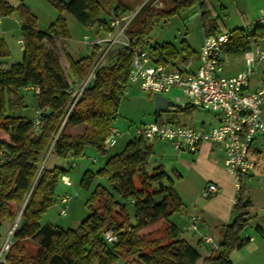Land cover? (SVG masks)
I'll return each instance as SVG.
<instances>
[{
    "label": "trees",
    "instance_id": "trees-1",
    "mask_svg": "<svg viewBox=\"0 0 264 264\" xmlns=\"http://www.w3.org/2000/svg\"><path fill=\"white\" fill-rule=\"evenodd\" d=\"M49 1L59 14L47 28L40 29L36 16L25 4L13 8L6 0H0V16L13 10L18 12L23 44L21 60L0 71V135L1 132L8 135V139L0 138V235L2 226L7 225V229L21 210L13 241L0 264H113L120 257L123 264H231V251L249 240L241 236L250 219L251 206L241 176L233 215L223 228L222 238L215 252L202 255L196 246L179 236V228L170 221L169 217L183 208V202L167 172L160 164L149 161L154 155L153 148L140 137L130 138L122 151L107 154L104 166L97 171L107 173L113 190L131 202L134 223L129 221L125 202L102 187L95 189L87 204L88 214L77 227L63 229L39 222L55 201L58 176L67 170L42 166L46 151L50 149V154L58 157L82 155L85 146H92L101 154L107 152L104 140L113 126L133 57L130 48L118 49L116 57L97 72L68 111L72 95L64 64L71 74L82 78L93 56L74 60L69 54L63 42L68 32L62 12L71 14L85 28L97 24L106 30L113 16H102L99 0ZM154 1L141 6L135 17L142 16L140 25L134 30L129 28L127 34L134 39L135 47L145 44L156 62L177 69L179 52L172 44L144 39L153 20L180 9L191 8L188 13L196 11L193 5L197 0H171L174 5L168 9L153 7L150 3ZM218 31L213 22L205 28L204 35ZM226 31L229 39L221 49L223 53H243L251 48L253 40L264 39V25L256 20L252 28L234 27ZM183 52L186 61L195 54L187 45ZM6 55L0 41V58ZM28 86L39 87L38 92L31 89L37 109H43L36 125L34 116L22 112L25 102L19 89ZM193 107L186 104L166 111L187 112ZM160 114L155 112V119ZM73 127L75 131L71 130ZM92 175L86 170L81 186L87 187ZM107 229L115 231V242L105 240L103 233ZM256 230L264 235L259 225ZM25 239L37 240L34 254L26 251Z\"/></svg>",
    "mask_w": 264,
    "mask_h": 264
},
{
    "label": "built area",
    "instance_id": "built-area-1",
    "mask_svg": "<svg viewBox=\"0 0 264 264\" xmlns=\"http://www.w3.org/2000/svg\"><path fill=\"white\" fill-rule=\"evenodd\" d=\"M142 5L128 13L111 17L108 20L109 30L95 24L83 33L81 42L88 49V55L93 57L90 59L91 62L84 77L74 83L69 82L72 100L68 111L74 106L87 84L95 78L97 72L116 57L118 49L130 48L133 51V57L127 84H124V93L127 92L126 88L130 82H138L142 90L154 94H164L166 91L177 88L189 99L184 104L179 103V107L192 104L218 116V122L207 127L187 122H160L157 118L137 126L133 137H140L146 143L167 140L176 152L184 150L195 152L205 141L219 144L224 151L223 166L234 174L237 196L240 176L249 173L255 165V160L250 156L251 144L260 132H264V119L260 115V104L264 101V83L256 90H245L258 65L264 62V44H254L244 51L242 53L244 69L235 74L226 75L223 72L225 61L221 49L227 43L229 33L219 31L207 34L203 36L198 49V65L195 70L182 71L169 68L156 62L145 44L135 47L134 39L127 34L132 20ZM260 22L261 19L257 18L256 23ZM150 40L149 35L144 39L145 42ZM3 68L4 66L0 64V71ZM27 88L33 89L34 92L39 91L38 86ZM174 100L178 102L179 97ZM42 112L43 109L35 111V125L38 124ZM118 134V130L111 126L104 140L105 147L113 145ZM205 190L206 193L215 194L218 191V185L210 182ZM70 198L69 193H63L60 196L59 202L62 204L60 214H65ZM18 219L19 217L15 218L0 235V262L5 260V254L13 241L12 236ZM198 222L197 215H189L184 230L197 231ZM103 235L108 243L117 240V235L112 229H107ZM203 239L208 242L213 240L210 235L203 236Z\"/></svg>",
    "mask_w": 264,
    "mask_h": 264
},
{
    "label": "rangeland",
    "instance_id": "rangeland-1",
    "mask_svg": "<svg viewBox=\"0 0 264 264\" xmlns=\"http://www.w3.org/2000/svg\"><path fill=\"white\" fill-rule=\"evenodd\" d=\"M149 1L150 0H99L103 17L128 13L137 9L143 2L146 4ZM150 4L159 9H168L174 5L171 0H155ZM36 6L38 15V21L36 22L37 27L47 28L49 22L46 18L51 14V10L55 8H52L50 5L49 7L51 9L49 11L48 8H44L46 7L44 5H39L40 7L38 5ZM193 6H195L196 11L190 12L188 15L184 14L187 9H180L160 16L153 20L149 29V36L153 42L157 44L169 43L178 50L179 55L176 58L175 67L182 71H192L196 69L198 65L197 52L202 43L204 30L213 22L216 23L219 31H226L234 27L252 28L257 18L261 19L262 25H264V0H201V2L197 0ZM54 11L57 17L59 11ZM62 15L64 16L68 32V37L63 39V42L66 44L69 54L74 60L88 55V49L81 42L82 35L87 28L68 12L63 11ZM141 19L142 16L138 19L134 18L130 28L132 30L138 28ZM19 36L20 35L15 33V31L12 33L9 32V34L5 36L4 42L6 41V44H4V47L7 51L5 57L9 62H16L21 59L22 44L19 43ZM186 45L195 51V54L187 61L185 60V53L183 52V47ZM226 58L228 57L226 56ZM90 62L91 60H88V65ZM64 66L69 76V82L74 83L84 77L80 78L71 74L67 64H64ZM126 90L127 92L124 93L119 100L117 112L112 120V125L118 130L119 134L116 137L115 144L108 147L105 154L99 153L92 146H85L83 154L77 156L68 155L66 157H58L54 154H50V149L46 151L41 163L42 166H60L67 170L58 176L54 190L55 201L41 215L39 220L41 224L49 223L63 229L77 227L88 214L87 204L97 187L105 188L113 193L116 199L124 201L129 214V221L130 223H134V213L131 202L128 199L121 198L113 190L107 173L97 172L104 166L107 154L120 152L124 149L128 140L135 135V128L137 126L155 120L153 105L154 93L142 90L138 82H130ZM19 94L23 97L25 102V108L22 112L31 117L37 104L36 96L31 89L28 90L23 88L19 89ZM164 95L171 99L179 97L178 102L180 104H184L189 100L186 96L182 95L181 91L177 88L164 92ZM213 115L214 113L207 109L194 106L187 112L183 110L171 112L162 111L158 120L160 122L183 123L181 119L186 116L188 119L190 118L191 122L199 125L202 120L208 122L209 118H212ZM0 138L8 139V135L1 132ZM152 146L155 147V151L158 154H161L160 160L153 161V164H160L164 169L172 172L171 165L174 163L176 157L172 144L167 140H154ZM71 163L73 164L71 165ZM86 170L91 171L93 175L88 186L84 187L81 186L80 181ZM63 193H69L71 198L66 205L65 214H60L59 210L62 204L59 202V199ZM11 224L12 222H10L9 226ZM6 226L7 225L2 226L3 232L6 230ZM23 245L29 254H34L38 249L37 240L35 239H25L23 240ZM113 264H123V259L120 257L115 260Z\"/></svg>",
    "mask_w": 264,
    "mask_h": 264
},
{
    "label": "crops",
    "instance_id": "crops-1",
    "mask_svg": "<svg viewBox=\"0 0 264 264\" xmlns=\"http://www.w3.org/2000/svg\"><path fill=\"white\" fill-rule=\"evenodd\" d=\"M6 1L13 8H16L21 3L25 4L36 16L37 21L36 5H44L46 7H43L48 8L49 11L51 9L49 6L51 5L55 9L51 10V14L46 18L49 24L56 17L54 10H58L49 0ZM21 27L22 22L16 10H13L9 15L0 16V41L6 44V41L4 42L5 36L9 32L15 31V33L20 35L19 43L22 44ZM254 44L262 45L264 44V39L253 40L252 46ZM21 49L23 51V44L21 45ZM221 54L225 61L224 74L232 75L244 69L245 65L242 53L222 52ZM6 59V57L0 58L1 65L4 67H8L13 63V61L9 62ZM262 83H264V62L258 65L245 90H256ZM23 89L28 88L25 87ZM36 110L37 107H35L31 117L34 116ZM260 115L264 119V101L260 104ZM181 120L183 123L194 124L186 116ZM217 122L218 116L214 114L212 118H209L208 122L202 120L199 125L207 127ZM71 130L75 131L76 128L73 127ZM150 144L152 146V143ZM152 148L154 156L159 161L161 154L155 151V147L152 146ZM174 153L176 157L174 163L171 165L172 172L162 168L172 179L173 187L183 202V208L179 212L172 214L169 219L179 228L180 237L196 246L202 255H207L215 252L217 244L222 238L223 228L229 223L233 215L232 207L236 196L234 174L223 166L224 151L219 144L205 141L201 143L195 152L184 150L179 152L174 151ZM250 156L255 160L254 168L249 173L241 176V183L251 200V206L248 209L250 219L246 229L241 232V236L248 237L249 240L243 247L231 251L229 255L231 264L264 263V235L256 230L257 225L264 230V132H260L253 140ZM210 182H215L218 185V191L215 194L206 193V185ZM192 214L199 217L198 230L185 231L184 226L188 220V216ZM205 235H210L213 240L211 242L205 241L203 239Z\"/></svg>",
    "mask_w": 264,
    "mask_h": 264
},
{
    "label": "water",
    "instance_id": "water-1",
    "mask_svg": "<svg viewBox=\"0 0 264 264\" xmlns=\"http://www.w3.org/2000/svg\"><path fill=\"white\" fill-rule=\"evenodd\" d=\"M190 10H191V8L187 9L184 12V14H187ZM153 105H154V112H162L168 108L179 107V102L165 96L164 94H154ZM156 160H157L156 156H151L149 159L150 162H153ZM19 212H21V210ZM17 217H18V215H17Z\"/></svg>",
    "mask_w": 264,
    "mask_h": 264
},
{
    "label": "bare ground",
    "instance_id": "bare-ground-1",
    "mask_svg": "<svg viewBox=\"0 0 264 264\" xmlns=\"http://www.w3.org/2000/svg\"><path fill=\"white\" fill-rule=\"evenodd\" d=\"M20 216V212L18 213V217Z\"/></svg>",
    "mask_w": 264,
    "mask_h": 264
}]
</instances>
